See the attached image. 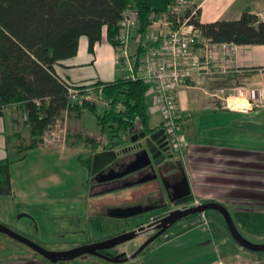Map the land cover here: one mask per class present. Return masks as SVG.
<instances>
[{"label":"trees","instance_id":"trees-1","mask_svg":"<svg viewBox=\"0 0 264 264\" xmlns=\"http://www.w3.org/2000/svg\"><path fill=\"white\" fill-rule=\"evenodd\" d=\"M175 1L0 0V118L9 108L23 109L30 136L27 144L20 141L16 156H13L16 153L10 154L9 149L7 157L0 160V198L13 195L10 165L26 157L29 150L41 147L43 135L66 117L80 123L84 110L93 112L101 130L107 128L104 150H113L122 144L124 137L135 129L136 123L150 133L159 129L150 128L149 86L143 81L120 78L108 83H90L89 87L94 92L101 89L104 99L111 103L109 109L98 113L95 102L79 103L71 100L69 89H79L80 93H84L81 89L85 85L76 86L64 81L58 76L55 67L77 55L82 37L87 38L91 53L103 35L116 50L119 46L120 23L127 9L136 13L138 32L144 35L150 17L166 13ZM192 9L194 7L187 8L183 15L188 17ZM191 22L201 30L203 37L214 43L264 46V19L257 15L244 13L235 21L202 24L197 11V17ZM143 50V45L136 47L133 59L135 66H138ZM183 121L184 117L180 115L177 122L181 124ZM79 135L77 133L75 137ZM83 140L90 147L88 156L83 159L79 154L75 159L90 168L99 144L89 137ZM193 200L190 194L188 203ZM91 225L98 233L111 227L106 221L100 220L92 221ZM125 227L124 224L121 229ZM162 236L153 243L160 242ZM150 248L151 244L139 257Z\"/></svg>","mask_w":264,"mask_h":264},{"label":"crops","instance_id":"crops-1","mask_svg":"<svg viewBox=\"0 0 264 264\" xmlns=\"http://www.w3.org/2000/svg\"><path fill=\"white\" fill-rule=\"evenodd\" d=\"M191 5L198 9L202 24L235 21L244 13L264 19V0H191ZM236 46V53L233 56L235 70L226 75L208 76L199 87L182 89L178 98L179 108L187 111L191 104L190 108L194 106L199 109L210 108L209 110L213 112L222 111L232 115V121L226 128L229 134H226L225 145L216 148L207 147L212 150L210 154L214 156L213 160L224 158L227 176L224 185H221L222 181H217L209 187L201 185L196 188L191 187L194 200L219 202L229 212H237L238 216L248 213L260 217L264 215V212L259 211L260 207H256V204H264V109L253 108L247 98V91L251 88L264 87V46ZM117 63L116 50L107 42L105 35L95 44L92 53L88 50L87 38L82 37L77 55L61 62L55 69L64 81L78 86L98 81L108 83L122 78V74L120 77L116 75ZM205 92L216 95H207ZM205 97L210 98L207 106L202 102ZM193 98L195 102L191 103ZM226 100L230 104H235V107L224 108ZM182 115L184 117L186 114L183 112ZM250 124H253L252 127ZM18 127L21 129L19 130ZM150 128L154 129L152 125ZM160 128H162L161 125ZM184 128L189 130L190 122L184 125ZM23 130L27 132V136H22ZM11 135L15 136L16 140L12 147L15 154L18 152L20 141L24 142L30 137L29 128L25 123V113L18 107L7 109L4 116L0 118V160L5 159L9 153ZM195 145L201 147V144L195 143ZM217 148L223 153L218 152ZM103 151H114V149L104 150L98 147L96 153ZM76 156L69 153L66 146L56 145L31 149L22 160L12 163L9 173L15 184L14 204L20 206L22 203L27 205L26 202L29 201L33 203L37 199H53L71 188L91 189V170L78 164L75 161ZM114 186V184L102 185L99 192L103 190L102 193H109L95 199L90 197L93 204H89L87 208L88 224H91V217L96 213L94 208L99 207L103 212L106 208L112 210L137 205L142 198L152 194L154 188L152 184L129 189H123L121 185ZM116 189H120L118 193L120 196L116 194L119 200L111 202L109 199H112V193ZM146 201L147 205L154 203L153 198ZM25 216L28 217V215ZM106 223L109 222L106 221ZM195 234L197 231L191 229L180 234L176 239L172 237L166 241L163 239L164 235L163 238L161 237L163 241L161 240L157 245L171 247L175 244L177 249L175 252L180 253L187 236ZM209 238L210 235L208 238L202 236L200 240L209 241ZM140 244L141 239L135 244V249ZM205 246L204 249L201 246L202 251L194 256L182 254L175 263L169 264H215L218 260L217 252L211 244L209 245V242ZM168 251L159 257L168 254ZM139 263L143 264L142 260L139 259L137 264ZM150 263L151 260L148 264Z\"/></svg>","mask_w":264,"mask_h":264},{"label":"rangeland","instance_id":"rangeland-1","mask_svg":"<svg viewBox=\"0 0 264 264\" xmlns=\"http://www.w3.org/2000/svg\"><path fill=\"white\" fill-rule=\"evenodd\" d=\"M135 48V45H131L130 52L133 53ZM115 66L117 70L116 75L117 77H120L122 74L120 67L121 64L118 62ZM191 95L194 97L193 93H191ZM148 101L151 111L150 125H152L153 128H160V125H162V117L156 111L152 110V106L150 105L152 97L151 100L149 98ZM193 101L195 102L194 98L191 99V103ZM209 101L210 98L205 97V100L202 102H204L207 106ZM104 102H106V100L103 95L100 96V99L96 100L95 104H97V109L99 110L98 113H101L105 109L103 106ZM177 104L179 106V99H177ZM225 106L226 103L224 108ZM190 107L187 111L180 110L181 116L183 112L186 114V118L184 116L185 120L181 123L183 137L187 142L186 149L182 152L175 151L168 143L165 148L169 147V149L163 153L165 156L163 163H161L157 169H161L162 171L163 169H166V173L170 172L172 176L180 172L182 176L187 179L190 194H192L191 187L196 188L200 185L202 187H209V185H213V183H216L217 181H222L221 185H224V181L227 177L225 174L226 163L224 158L213 160L212 157L214 156L210 154L212 150L207 147L213 146L216 148L217 146L225 145L226 134H229L226 128L232 121V115L222 111L213 112L209 110L210 108L199 109L196 106L193 108ZM253 108L262 110L264 109V106H253ZM188 122H190L189 130L184 128V125ZM57 124L59 125L58 127H54L46 133L47 135H50L51 133L49 132L52 131L55 136H46V134L43 135L41 148L56 145L66 146L69 153H73L75 155L80 154L82 158L85 159L88 156L90 147L84 142L83 138L89 137L93 139V141L98 143V146L102 149H104V146L107 143V128L102 131V127L98 124L96 115L89 110L83 111V115L80 117V123L66 117ZM135 125L137 130L141 129L139 123H136ZM252 125L253 124H250L251 127ZM20 127L23 128L21 124ZM21 128L18 127L19 130ZM77 133L80 135L75 137ZM21 134L22 136H27V132L25 130H23ZM133 134L134 133L132 132L129 133L128 136H125L124 142L117 146V149H114L118 157L124 159L127 164L130 161H133L135 156L141 152L144 147H146L145 138L132 141L131 139H134L138 133ZM15 141V136L13 137L11 135V143L9 146L10 154H14L12 147ZM28 142L29 139L24 140L25 144ZM195 143L201 144V147L195 145ZM217 150L219 149L217 148ZM218 152L223 153L222 150H219ZM16 155L17 153L13 156ZM75 161L84 166L82 162L77 159H75ZM151 184L154 187L152 192L153 195L150 194L149 196L142 198L141 202L143 204L147 202L146 200L151 198H153L155 204H158L160 201H164L166 192H164L161 188L162 186L158 183V181L149 183L148 185ZM13 185L15 189V184L13 183ZM119 191L120 189H116L114 193H112V199H109L111 202H114L117 199L119 200ZM95 192L96 191H92V189L88 190L86 187L82 188V190L79 188H71L59 197L53 199H37L33 203L29 201L26 202L27 205L22 203L20 206L14 204L13 193L11 197L0 198V223L20 235H23L32 241L38 242L44 246L45 249H49L51 251H65L89 240L114 236L121 230L123 221H107L111 227L105 229L102 233L96 232V229H93V225L88 224L87 222L88 202L90 201V197H92ZM116 194L119 196H116ZM196 200L202 203L199 199ZM194 201L195 200H193V202ZM256 207H260L258 208L260 209L259 211L264 212V204H256ZM166 210L169 209L150 211L146 215V219H149L152 215H154L152 218L156 220L165 214ZM230 213L238 232L243 238L250 243L264 244V215L258 217L257 215L247 213L244 214V216H238L237 212ZM22 215H28V217H21ZM191 229L196 230L197 234L187 236L188 238L186 243L180 253L175 252L177 250L175 249V244L171 247L169 245L165 247L158 246V243H152L149 251L141 255L140 258L138 256L134 260L118 264H137L139 259L142 260L143 264H148L150 260V264L175 263L182 254L194 256V254L202 251V248L204 249L208 242L209 245L211 244L214 251L217 252L218 260L215 264H219L220 262L222 264H264V255L245 251L234 243L229 232L225 228L223 218L215 211H206L202 214H197L190 219L181 220L173 225L165 234V237L162 238L165 239V241L172 237L176 239L180 234H183ZM209 235L211 238H209V241H205V239L200 240L202 236L208 238ZM162 238L160 240L163 241ZM144 239L145 236H143L141 242ZM138 240L140 241V239L137 238L132 242L119 246L118 248H125L130 253L135 249V244L139 242ZM167 251L168 254L159 257ZM0 264L51 263L28 247L0 234ZM61 264L114 263L94 257H87L84 259H74L68 263Z\"/></svg>","mask_w":264,"mask_h":264},{"label":"built area","instance_id":"built-area-1","mask_svg":"<svg viewBox=\"0 0 264 264\" xmlns=\"http://www.w3.org/2000/svg\"><path fill=\"white\" fill-rule=\"evenodd\" d=\"M192 7L191 0H176L162 15H152L147 32H138V18L132 9H127L120 23L119 46L116 49L117 60L121 64L122 78L141 80L149 86L147 96L152 97V110L162 117V128L170 147L175 151H184L187 142L183 137L182 126L177 122L180 108L177 99L182 89L199 87L206 77L226 75L235 70L233 56L237 46L233 43H214L203 37L201 30L191 20L197 17L194 7L187 17L183 12ZM131 45H143L139 64H134V52ZM70 85V84H69ZM85 84L81 89L70 88L72 101L96 102L102 96V90L96 93ZM207 95L215 96L216 94ZM247 98L252 106H264V87L251 88ZM226 108L231 105L228 100ZM104 108L111 107L109 101ZM121 108L120 105H117ZM149 112L151 114L150 108ZM59 125L57 124L56 127ZM50 135L55 136L51 132ZM47 135L46 136H50ZM202 203L195 200L193 206ZM219 264H222L221 262Z\"/></svg>","mask_w":264,"mask_h":264},{"label":"water","instance_id":"water-1","mask_svg":"<svg viewBox=\"0 0 264 264\" xmlns=\"http://www.w3.org/2000/svg\"><path fill=\"white\" fill-rule=\"evenodd\" d=\"M132 132L133 130L130 131L129 133ZM146 136L147 135L145 132H141L140 134H136L134 139H131L133 141V140L145 138L146 148L143 149L141 152H139L135 156V159L131 161V163H129L126 172L122 174L119 173L112 176H107L99 180V182L103 183V182L113 181L121 177H124L125 175L140 171L144 168L147 167L152 168L153 164L154 165L160 164L165 157L163 153L169 149V147L165 148L168 142L166 141V135H164V129H160L156 131L149 137ZM117 156L118 155L115 151H103L96 153L92 159L91 175L92 176L96 175L102 169L106 167H111L114 161L117 159ZM152 161H154L153 164ZM156 178H157L156 175L145 177L139 180L138 182H136L135 185L147 183L152 180H155ZM132 186H134V184H125L122 188L123 189L130 188ZM186 186H187V193L185 195L190 193L189 183L187 179H186ZM185 195H182L181 197ZM135 210L136 209L134 207L114 208L110 211L109 216L117 219H129L132 217H136L137 215L142 213L141 211H135ZM206 211H215L223 218V221L226 225V228L231 238L239 247H241L245 251L252 253H264V244L250 243L241 236V234L238 232L235 226V223L232 220L229 210L219 202H206L193 208L170 212L168 215H166L165 217L161 218L156 222L157 226L154 227L156 233L153 236H151L147 241H145L144 244H142L137 251H135L133 254L129 256H125L126 253H121L117 256H113L109 252L105 254H101L99 253V251L104 249L119 247L123 244H127L129 242L136 240L137 238L140 237L141 231L144 229L143 227L119 234L111 239L105 240L97 244L84 245L65 251H51L45 249L44 247L40 246L34 241L26 238L23 235H20L19 233L11 230L9 227L1 223H0V234L5 235L13 239L14 241L28 247L29 249L37 253L39 256L49 261L51 264H55L59 261H72L74 259L80 258L85 255L99 257L107 262L118 264V263H125L134 260L150 244H152L158 237L163 235L176 223L180 222L181 220L187 219L190 216L202 214ZM23 216L25 215H22L21 217Z\"/></svg>","mask_w":264,"mask_h":264},{"label":"flooded vegetation","instance_id":"flooded-vegetation-1","mask_svg":"<svg viewBox=\"0 0 264 264\" xmlns=\"http://www.w3.org/2000/svg\"><path fill=\"white\" fill-rule=\"evenodd\" d=\"M152 129V128H151ZM163 129V128H160ZM159 129V130H160ZM157 130H155L154 132L150 133L147 131H144L142 129L137 130L136 128L133 130V133H138L140 134L141 132H145L146 133V137L151 136L153 133H155ZM133 134V135H134ZM164 135L165 132H164ZM166 141H167V137H166ZM168 142V141H167ZM168 144V143H167ZM146 147H144L145 149ZM143 149V148H142ZM154 161H152L153 164ZM131 163V161L129 162ZM127 162L124 159H121V157L119 158L117 156V159L114 161L113 165L111 167H106L104 169H102L101 171H99L98 174L96 175H91V189L92 191H96L95 194L91 197L92 199L98 198L99 196L103 195V194H108L107 192H103V190L101 192H99L100 188L102 185H112L114 184V187H118V186H124L125 184H134V186H140V185H144V184H149V183H154L156 181H158V183L162 186L161 188L164 190L165 193V198L164 201H160L158 204H155V202L153 204L147 205V204H143L142 202H139L137 205H130L129 207H134L136 210L135 211H141L142 213L137 215L136 217H132L129 219H117V218H112L109 216L110 211L108 208H106L105 211H100L99 207L94 208L95 211H97L91 218V222L92 221H96V220H100V221H123V225L125 224V228L124 230H120L117 234H115L114 236H109L107 238H100V239H95V240H89L87 242H83L79 245H76L70 249L76 248V247H80V246H84V245H89V244H97L100 242H103L105 240L111 239L119 234L131 231V230H135L137 228L143 227L144 229L141 231V235L139 237V239H142L143 236H145V239L141 242V244L136 248L138 250V248L141 247L142 244H144L145 241H147L151 236H153L156 233V230L154 229L155 226H157L156 222L158 220H160L161 218L165 217L166 215H168L170 212L176 211V210H185L188 208H193L196 206H193V201L188 203V197L190 195L187 194V186H186V178L184 176H182V174L180 172H178L177 174H174L173 176L170 174V172L166 173V169H163V171L161 169H157L159 167V165L161 163H163V161L158 164V165H154L153 167L149 168H144L140 171L125 175L124 177H121L119 179L113 180V181H109V182H103L100 183L99 180L107 177V176H112L115 174H122L124 172L127 171L128 169V165ZM92 165V162H91ZM91 170V167H90ZM165 172V173H164ZM163 174V175H162ZM156 175L157 178L155 180H152L150 182L147 183H143V184H139V185H135L136 182H138L139 180L145 178V177H149V176H154ZM131 188V187H130ZM106 191V190H104ZM182 195H185L183 197H181ZM94 197V198H93ZM93 204V201L90 200V202H88V206L89 204ZM137 207V208H136ZM161 209H169L166 210L165 214H163L160 218L158 219H153L152 217H150L149 219H146V215L148 214V212L150 211H154V210H161ZM195 216V215H194ZM193 216H190L188 218H191ZM187 218V219H188ZM185 220V219H184ZM33 226V225H32ZM167 232V231H166ZM166 232L163 234V236L166 234ZM162 236V235H161ZM35 243L39 244L38 242L34 241ZM40 246H42L41 244H39ZM44 247V246H42ZM45 248V247H44ZM134 249L132 252H128L127 249L125 248H111V249H104V250H100L99 253L101 254H105L107 252H109L110 254H112L113 256H117L121 253H126L125 256H129L131 254H133L135 252ZM49 250V249H48ZM69 250V249H68ZM136 250V251H137ZM59 251V250H57ZM87 257H94V258H98L101 259L99 257H95V256H90V255H85L82 256L80 258L77 259H84ZM43 258V257H42ZM103 260V259H101ZM105 261V260H104ZM69 261H59L55 264H61V263H68Z\"/></svg>","mask_w":264,"mask_h":264},{"label":"bare ground","instance_id":"bare-ground-1","mask_svg":"<svg viewBox=\"0 0 264 264\" xmlns=\"http://www.w3.org/2000/svg\"><path fill=\"white\" fill-rule=\"evenodd\" d=\"M231 105H234V104L231 103Z\"/></svg>","mask_w":264,"mask_h":264}]
</instances>
